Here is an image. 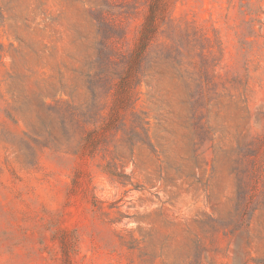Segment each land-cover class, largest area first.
<instances>
[{
    "label": "rangeland",
    "instance_id": "obj_1",
    "mask_svg": "<svg viewBox=\"0 0 264 264\" xmlns=\"http://www.w3.org/2000/svg\"><path fill=\"white\" fill-rule=\"evenodd\" d=\"M254 165L264 0H0V264H264Z\"/></svg>",
    "mask_w": 264,
    "mask_h": 264
},
{
    "label": "trees",
    "instance_id": "obj_2",
    "mask_svg": "<svg viewBox=\"0 0 264 264\" xmlns=\"http://www.w3.org/2000/svg\"><path fill=\"white\" fill-rule=\"evenodd\" d=\"M153 18H154V15L152 12V15H150L146 19L144 24L142 25L140 35L138 38V44L136 47V52L134 54L135 56H132L133 58H131V60H130L131 64L136 63V61H138V59H140L139 58L141 56L140 53L144 52L149 40L151 39V37L155 33L154 27H153V21H154ZM132 66L133 65H131L130 67H132ZM131 71H132V69H131ZM129 84H132V83H129ZM129 84L125 85L123 83V86H121V88L125 87V88L129 89V87H130ZM250 174H251V179H252L251 181L248 180L249 174H245L244 172H240L237 175L238 176V187H237V195H236V205H237L238 209H242V213H241L240 219H238V221H237L236 228H241L244 224H246L245 217H244V215L246 213L245 211L249 210V209L250 210L253 209L251 205L254 202L255 197L258 195V192H257L258 191V188H257L258 183L262 182L263 186H264V171L260 168V166L254 165L253 171ZM261 193H262L263 198H264V188L261 190ZM263 203H264V201H263ZM246 225L248 226L249 224L247 223Z\"/></svg>",
    "mask_w": 264,
    "mask_h": 264
}]
</instances>
